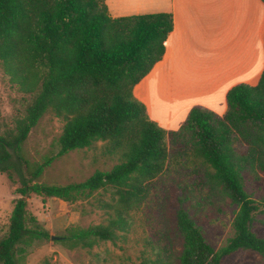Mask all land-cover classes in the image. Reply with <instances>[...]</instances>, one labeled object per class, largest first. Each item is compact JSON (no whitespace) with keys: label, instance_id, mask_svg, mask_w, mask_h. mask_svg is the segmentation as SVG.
<instances>
[{"label":"trees","instance_id":"trees-1","mask_svg":"<svg viewBox=\"0 0 264 264\" xmlns=\"http://www.w3.org/2000/svg\"><path fill=\"white\" fill-rule=\"evenodd\" d=\"M173 28L171 13L113 18L106 0H0V64L31 95L13 127L0 125V172L21 184L9 230L0 238V264H26L31 247L53 238L29 210L31 194L76 203L101 190L112 192L116 204H107L113 208L108 222L74 225L56 238L70 249L90 250L127 231L131 212L153 182L180 160L201 162L197 173L205 170L206 183L238 206L234 235L216 249L181 207L179 263L167 247H159L156 258L143 264H224L240 251L264 257V237L254 230L260 204L248 190V181L264 172V71L257 84L229 90L225 115L195 106L180 129L169 131L151 119L134 90L164 58ZM49 111L65 122L60 149L33 162L24 146ZM99 142L119 159L112 169L96 170L82 182H42L55 160Z\"/></svg>","mask_w":264,"mask_h":264},{"label":"rangeland","instance_id":"rangeland-1","mask_svg":"<svg viewBox=\"0 0 264 264\" xmlns=\"http://www.w3.org/2000/svg\"><path fill=\"white\" fill-rule=\"evenodd\" d=\"M31 95L13 84L0 64V125L13 127L15 119L24 113ZM65 122L55 113H46L31 131L24 149L33 161L56 154L60 149L59 137ZM171 144V142H170ZM173 152V151H172ZM174 154V153H173ZM119 162L117 156L105 153L104 143L92 149L72 151L47 168L42 182L68 184L82 182L96 170H110ZM199 161H173L150 187L140 207L131 212L132 224L119 232L118 239L105 241L92 249H70L56 238L35 244L29 249L26 264H143L156 258L159 247H167L176 263L182 251V238L177 230V211L185 207L201 226L205 237L216 249L234 235L233 222L238 206L229 197L204 180L205 170L197 173ZM21 184L0 172V238L9 230L15 200L20 197ZM248 190L257 201L259 210L254 230L264 237V172L259 179L248 181ZM29 210L37 216L52 237H62L71 226L89 227L108 222L116 196L101 190L92 198L69 203L58 198L28 196ZM224 264H264V257L254 251H240L225 259Z\"/></svg>","mask_w":264,"mask_h":264},{"label":"crops","instance_id":"crops-1","mask_svg":"<svg viewBox=\"0 0 264 264\" xmlns=\"http://www.w3.org/2000/svg\"><path fill=\"white\" fill-rule=\"evenodd\" d=\"M113 18L171 13L164 58L135 87L151 119L180 129L201 106L223 116L227 94L257 84L264 71L263 0H106Z\"/></svg>","mask_w":264,"mask_h":264},{"label":"water","instance_id":"water-1","mask_svg":"<svg viewBox=\"0 0 264 264\" xmlns=\"http://www.w3.org/2000/svg\"><path fill=\"white\" fill-rule=\"evenodd\" d=\"M53 238H59V237H53Z\"/></svg>","mask_w":264,"mask_h":264}]
</instances>
